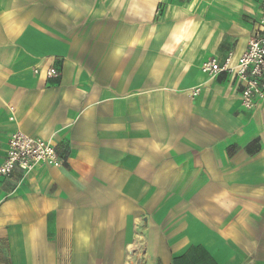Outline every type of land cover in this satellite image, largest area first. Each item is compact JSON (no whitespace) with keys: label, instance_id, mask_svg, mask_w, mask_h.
Masks as SVG:
<instances>
[{"label":"crops","instance_id":"1","mask_svg":"<svg viewBox=\"0 0 264 264\" xmlns=\"http://www.w3.org/2000/svg\"><path fill=\"white\" fill-rule=\"evenodd\" d=\"M263 14L0 0V162L17 131L63 162L0 178V264H264V103L242 107L234 70H201L235 67Z\"/></svg>","mask_w":264,"mask_h":264},{"label":"built area","instance_id":"2","mask_svg":"<svg viewBox=\"0 0 264 264\" xmlns=\"http://www.w3.org/2000/svg\"><path fill=\"white\" fill-rule=\"evenodd\" d=\"M261 4L264 8V0H261ZM260 24L264 29V14ZM232 64L233 56L229 55L223 63H219L216 59L204 62L201 70L211 78L234 70L242 84L241 105L245 110L251 111L259 103H264V35L253 38L237 65L234 67ZM35 73L39 71L36 70ZM55 75L54 68L46 71L48 78H53ZM199 94L200 88L192 90L193 97ZM62 164V159L51 143L17 131L8 139L6 156L0 162V178L10 177L15 169L28 173L38 166L57 168Z\"/></svg>","mask_w":264,"mask_h":264}]
</instances>
